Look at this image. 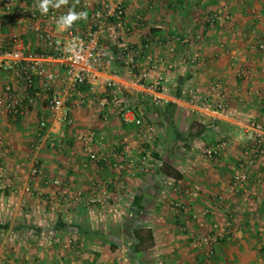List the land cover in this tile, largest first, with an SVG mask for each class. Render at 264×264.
Wrapping results in <instances>:
<instances>
[{"label":"crops","instance_id":"0c3cea01","mask_svg":"<svg viewBox=\"0 0 264 264\" xmlns=\"http://www.w3.org/2000/svg\"><path fill=\"white\" fill-rule=\"evenodd\" d=\"M121 3L131 31L119 42L107 26L101 41L113 57L110 69L101 72L95 94L88 103L70 107L72 125L51 124L44 102L38 101L25 114L11 118L0 111L1 158L11 177L21 178L18 192L0 194V261L4 264H199L194 247L212 224L230 223L232 234L214 246L213 264H264V157L250 171L247 182L230 194L231 175L244 145V128L250 120L264 123V53L254 49L264 31V0H109ZM21 18L9 23L0 2V41L12 37L29 51H48V46L24 28L30 0H12ZM79 6L70 0L69 9ZM229 14L230 21L209 25L212 12ZM54 34L61 28L44 25ZM87 20L76 21L71 30L83 33ZM195 34L201 39L194 42ZM169 36H187V45ZM149 39L150 53L160 59L158 73L165 82L158 93L143 88L119 60L121 45L138 48ZM174 46V53H169ZM183 56L197 62L175 65ZM140 68L146 66L142 61ZM51 68L60 70L58 64ZM249 69L247 75L241 71ZM102 77H110L125 100L157 127L158 139L149 158L140 163L143 145L131 122L114 109L104 112L94 98L104 92ZM217 81L229 97L223 112L208 107L209 83ZM17 83L0 73V86ZM18 87V86H17ZM153 97L157 101L152 100ZM75 99V98H74ZM106 113L108 119L103 120ZM41 116L60 139L59 148L43 141L35 152ZM90 131L94 145L102 146L97 162L82 153L74 135ZM221 143L213 161L203 159V148ZM156 154L157 157H154ZM37 158L47 178H59L72 189L106 184L105 200L99 205L85 201L65 209L45 200L47 187L41 178L30 180V193L23 190L32 158ZM121 163L122 168L113 166ZM176 185L192 189L191 197L177 193ZM223 196L224 198H220ZM176 204L184 210L176 211ZM139 238L141 243L138 241ZM72 239L77 248H65Z\"/></svg>","mask_w":264,"mask_h":264},{"label":"built area","instance_id":"2783aa9c","mask_svg":"<svg viewBox=\"0 0 264 264\" xmlns=\"http://www.w3.org/2000/svg\"><path fill=\"white\" fill-rule=\"evenodd\" d=\"M4 5L5 12L9 15V23L13 24L15 19L21 18V12L14 8L12 0H0ZM38 0H30V6L26 10L23 23L24 28L34 33L40 41L48 46L46 52H32L12 37L8 43L0 41V73H7L17 83L13 86L5 83L0 86V111L5 112L11 118H17L25 114L39 100L44 102L48 111L51 124L70 126L73 120L69 114L70 107H79L88 103L91 95L95 94L96 86L101 72L110 69L113 57L101 39L108 25L112 26L119 42L124 41L125 35L131 31L125 16V10L121 3L109 0H78L79 6L76 12L88 13V28L83 33H74L71 28L63 29V34H54L43 28L44 25L57 27V19L69 10V3L59 9L50 8L46 15H42L35 7ZM229 14L212 12L205 18L209 25H222L230 21ZM171 41L187 45L190 39L187 36H169ZM201 39L200 34H195L194 42ZM254 49L264 53V31L254 44ZM174 46H169L168 52L174 53ZM119 60L121 67L134 78L143 88L152 93H158L165 77L158 73L160 59L154 58L150 53L149 39H144L138 48L121 45ZM146 62V66L140 68V63ZM197 62V58L183 56L178 62H168L170 69L175 65H187ZM51 64H58L60 70L51 68ZM249 69L241 71V75H247ZM264 76V62L261 68ZM104 92L101 96L94 98L97 106L104 112L105 109H114L123 116V120L131 122L135 133L143 145V155L140 163L143 164L148 158L158 139L157 127L142 113L138 112L135 104L127 101L122 96V90L110 77H102ZM209 93L206 102L209 108L223 112L229 105V97L220 83L213 80L209 83ZM75 98V99H74ZM157 101L156 97L152 98ZM104 121L108 119L103 113ZM51 131L48 120L41 116L37 123V134L35 140L29 145L30 152L39 149L40 144L45 141L51 148L60 147V139ZM80 144L83 154L88 160L97 162L105 159L100 156L102 146L95 147L94 134L90 131L78 132L74 135ZM0 136V148L2 145ZM222 144L217 143L202 149L200 156L213 161L220 154ZM0 154V194H15L18 192L19 176L11 177ZM264 157V123L258 120H250L244 128V145L241 149L240 159L233 168L229 193H235L248 180L250 171L255 167L258 160ZM114 167L122 168L121 163L114 162ZM39 177L47 187L44 192L45 200L61 205L65 209L75 207L80 202L94 206L102 204L105 200L106 184H93L88 189H72L59 178H47L37 158H32V164L28 173V180L23 186L26 193H30V180ZM177 193L187 194L191 197L198 195L199 188H184L176 185ZM224 198L223 196L220 197ZM176 211L184 210L180 204H176ZM230 223L224 226L212 224L207 233L202 235L194 243L201 255L199 264H213L214 246L232 234ZM65 248H77L72 239H68ZM0 264H4L0 261Z\"/></svg>","mask_w":264,"mask_h":264},{"label":"clouds","instance_id":"9594fccd","mask_svg":"<svg viewBox=\"0 0 264 264\" xmlns=\"http://www.w3.org/2000/svg\"><path fill=\"white\" fill-rule=\"evenodd\" d=\"M69 0H38L35 5L42 15H46L50 8L59 9L61 6L67 5ZM78 2V0H77ZM88 13L85 11L76 12L73 8H70L66 14L61 15L56 23L61 29L71 28L72 25L78 20H87Z\"/></svg>","mask_w":264,"mask_h":264},{"label":"trees","instance_id":"16d2710c","mask_svg":"<svg viewBox=\"0 0 264 264\" xmlns=\"http://www.w3.org/2000/svg\"><path fill=\"white\" fill-rule=\"evenodd\" d=\"M152 155H153L154 157H157L156 154H153V153H152ZM138 241L140 242L141 240H140L139 238H137V242H138ZM140 243H141V242H140Z\"/></svg>","mask_w":264,"mask_h":264}]
</instances>
